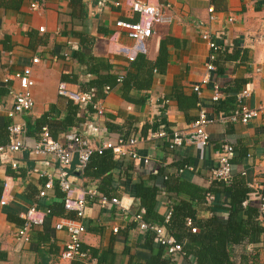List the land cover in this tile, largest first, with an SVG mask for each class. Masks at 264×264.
I'll list each match as a JSON object with an SVG mask.
<instances>
[{"label": "crops", "instance_id": "obj_1", "mask_svg": "<svg viewBox=\"0 0 264 264\" xmlns=\"http://www.w3.org/2000/svg\"><path fill=\"white\" fill-rule=\"evenodd\" d=\"M141 1L169 5L168 14L172 17L170 24L153 27L151 37L144 43L145 52H135V57L141 55L147 62L154 63L161 41H170L165 72H153L149 89L130 92L132 99L144 101L142 104L122 99L120 85L109 87L108 92L105 90L108 86H104L100 94L94 89L86 92L81 87L95 80L96 75L86 74L87 69L73 58L81 45L85 48L91 42L89 51L83 49L85 54L109 66V71L100 69L99 76L137 73L127 59L134 41L116 27L118 21L133 23L139 20L126 0H0V79L26 66L32 68L35 106L30 113L14 119L25 123L30 146L38 139L42 125L37 121L44 116V126L56 136V140L63 142L66 132L75 131L94 149L101 147L105 140L116 142L144 136L147 133L144 126L159 116L158 101L169 97L174 87L186 97L196 94L193 88L207 74L205 65L210 54L206 41L201 37L202 32L213 37L219 48L213 61L215 69L209 73L210 80L200 89V106L190 109L188 116L197 117L201 109L210 118L220 115L212 102L214 86L220 87L222 100L234 81L242 84L238 92L244 88L250 90L246 105L261 110L259 117L246 125H208L205 128L209 137L206 147L191 138L170 150L169 139L163 138L136 145L137 154L150 159L148 164L128 157H114L117 167L112 171L111 198L122 200L127 209L123 211L115 205L102 206L96 198L87 196L83 219L86 232L81 238L82 245L87 248L99 249L100 252L111 249L113 264H128L130 257L134 256L137 257L136 264H144V257L148 254L140 246L144 233L131 218L136 208L130 191L134 185L143 183L160 187L157 212L164 218L170 206L179 200L188 201L185 195L162 190L165 181L170 179L173 185L174 181L183 182L202 191L219 188L211 185L210 178L217 166L214 150L224 141L235 151L233 174L249 168L253 176L264 183V0ZM33 3L38 5L36 10L31 8ZM209 7L213 8L211 15ZM230 18L231 22L228 21ZM40 28L43 32L39 31ZM65 55L69 58L66 59ZM33 58L39 62L32 64ZM95 64L96 61L92 65ZM64 79L75 81L69 83ZM60 82L66 83L73 91L87 93L92 103H101L104 115L97 116L93 109L88 108L90 104L76 105V120L63 128L70 104H75L58 96ZM166 105L164 115L170 130L187 136L190 120L178 110L175 101L168 100ZM11 107L12 98L6 88L0 87L1 145L8 142L7 126L11 121L7 112ZM10 159L17 162V169L11 168ZM10 159L4 157L0 160V200L3 197L5 200V204L0 205V264H69L60 258L67 234L64 230H56L55 225L67 219L74 220L73 212H65L67 217H48L42 227L30 231L28 243L17 240V231L22 225L21 215L28 208L35 206L47 211V206L60 203L63 194L55 181L56 161L46 155L35 156L29 150L16 153ZM76 165L74 159L71 167L74 187L97 191L99 182L83 178ZM49 178L54 181L53 188L47 191L46 198H39L38 194ZM214 195L215 203L220 207L195 204L197 219L207 220L214 216L226 220L225 197L220 192ZM249 248L251 253L247 250ZM233 254L237 263L245 254L247 264H264V237L247 247H234ZM175 258L176 264H195L192 255ZM89 264H96V260Z\"/></svg>", "mask_w": 264, "mask_h": 264}, {"label": "built area", "instance_id": "obj_2", "mask_svg": "<svg viewBox=\"0 0 264 264\" xmlns=\"http://www.w3.org/2000/svg\"><path fill=\"white\" fill-rule=\"evenodd\" d=\"M126 3L131 11L138 15L139 20L133 23L118 21L116 22V27L123 30L126 36L134 41L132 51L129 56H127L128 61L132 62L135 59L136 51L145 52L144 43L151 37L153 27L157 24H170L172 22V17L168 14L169 5H160L158 3L152 4L141 0H126ZM31 8L36 10L38 8L37 3H33ZM208 13L210 15L213 13L212 7H209ZM211 19L212 17H210V20ZM228 21L231 22L232 19L230 18ZM39 31L43 32V28H40ZM201 37L206 41L210 54L205 65L207 74L203 77L200 84L193 88L197 98L200 95L201 86L207 84L210 80L209 73L215 69L213 61L215 59V52L219 48L215 43L214 38L209 34L202 32ZM64 57L66 59L69 58L67 55ZM31 62L32 64H37L39 60L33 58ZM118 81H120V79ZM33 86L34 81L32 79V68L30 66H26L13 74H6L0 79V87L6 88L8 96L12 98V107L7 112V118L11 121L7 126L8 142L6 145L0 144V160H3L4 157H9L10 159L16 153L29 150L35 156L46 155L52 157L56 161L57 176L55 181L63 194L59 199V202L63 204L66 211L75 214L74 220L67 219L55 225L56 230H64L67 234V240L64 244V249L60 258L61 260L68 261L69 264H73L74 261L91 263L93 260L90 259L88 253L81 250V238L86 232L83 219L88 204L87 196L90 198H96L98 203L102 206L115 205L123 211L127 208L119 198H108L95 190L83 191L75 188L73 185L74 175L71 169L74 159L77 161L76 169L79 171L83 170L93 152H98L100 154L104 150H110L113 153V156L117 159L128 157L132 160H138L144 164H148L150 159L138 155L135 149L136 145L143 141L167 138V132L160 128L156 132L148 130L145 136L131 137L127 140L119 139L116 142L105 140L101 147L94 149L85 138L75 131L66 132L63 136V142H60L59 140L53 139L49 130L44 127L42 128L37 141H35L33 146H30L26 138L25 123L15 122L14 119L22 117L33 110L35 106L32 96ZM105 90L108 92L109 87H106ZM57 94L76 105H87L90 102L88 95L69 89L64 82L58 84ZM220 96L221 89L218 85H215L212 102L215 103L219 101ZM250 96L251 93L248 88H244L238 92L235 95V107L227 115L220 114L216 117L210 118L206 115V112L201 109L196 119L191 123L189 128L190 133L187 136L182 132L173 131V137L168 148L174 150L175 148L182 146L184 142L189 141L191 138L197 141L202 147H206L209 144V137L205 131V128L208 125L215 123H239L246 125L250 121L258 118L261 110L253 109L246 105V100L249 99ZM167 103L168 101L164 99V104ZM197 106H200L199 100ZM92 108L97 116L104 115L105 109L101 103H93ZM213 155L217 162V166L211 172L210 183L211 185L221 184L222 186L228 187L232 179L230 160L234 156V148L224 141L214 150ZM10 160L9 163L11 168L17 169V162L12 159ZM53 182L52 178L47 180L38 194L39 198H46L47 191L53 188ZM4 188H6V185H4ZM250 188L253 191L250 194V199L260 201L258 222L260 226L264 228V196L261 194V191L264 190V183L259 181L256 176H253ZM215 201L214 193L207 191L204 195L202 205L205 207H211ZM4 204L5 200L3 197L0 200V205ZM246 205L247 201L243 202V206ZM225 207L228 206L225 204ZM47 213V211L39 210L35 206L28 208L21 215L22 225L18 228L17 240L22 243H28L30 241V231L33 228L41 227L44 224ZM171 213L172 206L168 208L164 216V224L159 226L143 221L142 216L144 210H139L138 213H133L131 218L142 233H153V242L162 246L165 249V256L169 257L176 263L175 256L181 257L184 256L185 253L182 244L178 243L174 237L167 232L164 226L168 223ZM186 226L190 229L192 234L198 232L196 228L192 227V221L190 219L186 220ZM114 232H116V229H114ZM247 250L251 253L250 248Z\"/></svg>", "mask_w": 264, "mask_h": 264}, {"label": "trees", "instance_id": "obj_3", "mask_svg": "<svg viewBox=\"0 0 264 264\" xmlns=\"http://www.w3.org/2000/svg\"><path fill=\"white\" fill-rule=\"evenodd\" d=\"M82 43H84L82 41ZM169 40H163L160 43L158 56L154 63L147 62L143 56L137 55L135 59L130 62L131 66L137 69L136 74L127 72L124 75L119 76H99V70L104 69L109 71V66L100 60L94 59L85 54L84 50L88 51L91 48V42L88 43V47L82 45L73 54V58L87 69L89 75H96V79L87 83L85 87H81L86 92L90 89H94L98 94L101 93V89L104 86L112 88L115 85H120V95L122 99L127 102H134L142 104L144 101H134L130 96L132 91L147 90L151 86L153 72L163 74L165 72L167 64V46ZM216 53V52H215ZM96 64L93 66V62ZM120 79V81H118ZM64 81L74 83V79ZM244 83V82H242ZM241 83L234 81L233 87L226 89V97L214 103V109L220 114L227 115L235 107L234 94L241 89ZM88 95L87 93L81 92ZM90 98L89 109L92 108V99ZM166 101L173 100L176 102L178 110H180L192 123L195 118H190L188 112L190 109L198 105V98L196 94L186 97L178 88H173L169 97L164 98ZM164 99L158 101L160 106L158 118L150 125L144 126V131L151 130L153 132L158 131L160 128L167 132V138L169 144L173 137V131L170 130V125L165 119L166 104ZM87 104V105H88ZM91 106V107H90ZM70 111L67 118L63 122V128L70 126L74 120H76V114L78 107L70 104ZM38 124L44 128L46 124V117H42L37 121ZM47 128V127H46ZM48 129V128H47ZM49 130V129H48ZM39 132V134H40ZM50 132V131H49ZM53 139L56 140V136L50 132ZM146 135V133H144ZM144 135V136H145ZM39 136V135H38ZM168 144V146H169ZM235 153V151H234ZM233 158L230 160L231 170L233 165ZM117 167V163L114 160L113 153L110 150H104L100 154L93 152L88 159L85 167L81 171L83 178L88 180H97L99 182L97 191L103 196L108 198L112 197V171ZM253 178L252 170L244 168L237 174H233L232 179L228 187L216 184L211 192H220L225 197V203L228 207L224 210L227 213V218L222 221L214 216L207 220H199L196 217V206L204 200V195L207 191H202L199 188L184 184L183 182L174 181V185L171 184V180H167L163 184L162 190L167 193L175 192L176 194L185 195L188 197V201L179 200L172 205V213L165 228L167 232L174 237V239L182 244L183 250L186 255H192L195 258V264H247L245 254L240 256V262L237 263L233 250L236 246L247 247L250 244L258 243L260 237H264V228L260 226L258 222V209L260 207V201L251 200L250 194L253 192L250 188V183ZM160 187L153 185H145L139 183L131 188V195L136 204V208L133 213H138L139 210H144L142 216L143 221L154 225H163L164 218L157 212V197L160 194ZM264 196V190L261 191ZM247 201V205L243 206V202ZM215 207L217 203H214ZM56 207V209H55ZM47 215L44 220L46 223L48 217L58 216L67 217L66 211L62 203H56L53 206H47ZM192 221V227L198 230L197 233L192 234L190 229L186 226V220ZM43 224V225H44ZM135 224V223H134ZM42 225V226H43ZM41 226V227H42ZM134 226V225H133ZM186 243H200L198 246H186ZM140 246L148 251V254L144 257V264H176L169 257L165 256V249L153 242V233L146 232L143 234V241ZM83 252H87L90 259L96 260V264H113V253L111 249L100 252L99 249L87 248L81 246ZM137 257H130L128 264H136ZM74 264H84L80 261H74ZM89 264V263H87Z\"/></svg>", "mask_w": 264, "mask_h": 264}, {"label": "water", "instance_id": "obj_4", "mask_svg": "<svg viewBox=\"0 0 264 264\" xmlns=\"http://www.w3.org/2000/svg\"><path fill=\"white\" fill-rule=\"evenodd\" d=\"M200 243H186L185 245L186 246H189V245H191V246H198Z\"/></svg>", "mask_w": 264, "mask_h": 264}]
</instances>
